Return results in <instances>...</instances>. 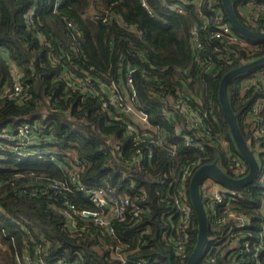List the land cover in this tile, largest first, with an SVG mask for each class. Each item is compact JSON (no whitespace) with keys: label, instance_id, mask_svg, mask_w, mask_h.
<instances>
[{"label":"trees","instance_id":"trees-1","mask_svg":"<svg viewBox=\"0 0 264 264\" xmlns=\"http://www.w3.org/2000/svg\"><path fill=\"white\" fill-rule=\"evenodd\" d=\"M230 1L235 17L252 30L241 14V8L249 0ZM146 3L148 10L141 7V0H61V3L59 0H0V89L11 83L10 65L13 64L22 74L27 93L21 101L0 100V243L4 247L0 249V264H16L14 254L20 253L24 243L31 255L35 249L40 253L47 252V261L60 256L78 264H121L111 257L109 247L114 246L127 256V264H136L139 260L146 264H167L162 255H171V251L163 243L162 233L170 225L173 197L182 169L197 161L200 165L186 180L190 208L187 258L180 262L171 255L172 264H185L193 251L198 223L189 198L192 175L201 166L216 160L223 173L233 176L228 171L218 138L228 143L232 154L241 157L220 109V81L228 72L263 57L264 42L234 30L227 21L221 0H215L214 6L221 10L224 22L229 24L238 40L247 43L248 48L240 50L239 46L222 43L236 53L231 62H220L219 72L192 67L191 79L187 81L179 70L191 65V31L201 26L199 13L205 12V7L191 5L178 14L161 8L158 0H146ZM255 3L264 6V0ZM32 9L33 22L28 25L26 16ZM109 16H117L118 22L108 20ZM123 23L133 27L134 31L121 27ZM75 33H78L76 44ZM39 36L44 41H40ZM200 41L206 66L210 58L216 61L214 48L220 43L210 41L205 32L201 33ZM133 52L140 53L141 58L135 57ZM122 59L128 67H140L133 73L137 106L147 113L152 126L166 134L162 146H139L138 162L131 159L137 148L125 132L126 123L110 121L102 111L98 97L84 96L81 91L72 89L67 77L71 73L80 77L82 71L87 72L93 78L90 87L98 89V81L107 85L118 79V65ZM257 71H264V66L231 79L227 98L240 133L261 166L264 152L257 151L251 142V120L248 119L254 105L264 117V89L256 93L242 89L244 80ZM181 80L187 88L180 84ZM166 90L172 94L191 92L201 99L203 107L211 102L213 114L204 121L211 133L201 137L204 153L185 148L174 135V124L164 119L163 112L169 111L170 105L156 94ZM177 120L178 124H183L182 117L178 116ZM24 127L34 130L37 138L26 147L32 153L26 158L20 154L24 148L1 138L3 131L14 134ZM171 146L176 148L174 155ZM149 149L152 159L147 162ZM75 160L87 164L80 174V181L88 187H109L116 196L132 198L143 190L146 199L142 202L141 217L133 219L127 211L123 221L113 220L114 235L106 234L94 225L80 236L67 231L62 214L52 207L53 202L58 206L68 196L78 210L93 211L96 208L74 192L54 194L48 191L52 200L46 195L31 197L29 193L47 183L68 182L69 165ZM163 175L165 178L161 182L159 178ZM240 191L243 199L236 204L238 210L256 216L255 220H264L261 208L264 207V186L255 180ZM173 222L175 224L176 219ZM21 226L25 230H21ZM210 227L208 246L196 264H212L208 260L209 251L214 252L219 233ZM237 258L219 256L214 264H242Z\"/></svg>","mask_w":264,"mask_h":264},{"label":"built area","instance_id":"built-area-1","mask_svg":"<svg viewBox=\"0 0 264 264\" xmlns=\"http://www.w3.org/2000/svg\"><path fill=\"white\" fill-rule=\"evenodd\" d=\"M255 1L256 0H249L245 6L241 8V14L250 27H252L251 31L261 30L259 32L264 33V6L257 5ZM158 2L161 8L178 14L183 13L185 8L191 5L205 7V12L199 13L201 26L199 29L194 28L191 31V65L179 70V73L182 74L185 80L190 81V71L192 67L205 68L206 72H210L211 69L219 72L221 70L219 67L220 62L229 64L236 53L233 49L226 48L224 45L222 46V43H226V46H239L240 50L248 48L247 43L238 40L234 36L229 24L224 22L221 10L214 6L215 0H158ZM59 3H61V0H59ZM141 7L148 10L146 0H141ZM33 13L34 11L32 9L26 16L28 25H31L33 22ZM148 13L150 14V12ZM95 15L98 16L97 14ZM111 19L114 22H118L117 16H109L108 20ZM68 26L71 27L70 24H68ZM121 27L134 31L133 27H129L125 23L121 24ZM203 32H205L210 41L215 40L220 43L219 46L214 48L216 61L210 58L208 61L209 66H204L205 62L202 58L203 49L200 35ZM77 38L78 33H75V44L78 42ZM39 39L40 41H44V38L41 36H39ZM133 53L135 57L141 58L140 53ZM10 67L11 83L4 85L0 89V100L10 98L21 101L27 97L21 79L22 74L13 64H11ZM137 70H140L138 65L128 67V65L124 64V60L122 59L118 65V79L107 85L98 81V89L90 87L93 78L89 76L90 74L87 72L82 71V76L80 77L76 73L67 75L72 89L81 91L84 96L91 94L98 97L101 109L110 121L121 120L126 123L125 132L131 137L134 143L133 146L137 148L135 154L131 157L133 162H138L137 157L141 152L139 146L146 145L148 148L152 145L162 146L166 140L165 132L161 134L157 127L152 126L149 122L147 113L142 110L141 107L137 106L138 99L136 87L133 84V73ZM160 72H162L161 69ZM141 75H143V71ZM144 77L146 79L148 78V76ZM180 84L187 88L185 82L183 83L182 80ZM186 88H183V90H186ZM242 89L253 91L254 93L261 92L264 89V71H257L251 77L245 79L242 84ZM155 93L156 92L152 91L153 95H155ZM190 93L185 95L184 92L177 91L175 94H172L166 90L157 92L156 95L160 96L170 105V110L164 111L163 117L165 120H169L174 124V135L182 141L183 146L188 150L204 153L205 149L201 137L205 138L211 133L204 125V121L212 116L213 106L211 102L208 101L205 107H203L201 99L197 95ZM249 114L248 120H251L249 124L251 142H253L257 151L264 152V117L260 114L257 105L252 107ZM178 116L183 119L182 125L178 124ZM33 131L34 130L28 127L21 128L14 134L3 131L1 138L8 143L12 142L24 148L25 150L20 154L22 158H26L32 154L26 150V147H29V144H33L37 141ZM217 143L224 150L228 171L233 175L230 178L240 180L246 177L249 173V167L245 160L240 156L232 154L228 149V143L223 138H218ZM170 148L171 153L173 155L176 154V148L174 146ZM205 154L206 157H208V154ZM38 158L40 159L41 157L39 156ZM146 159L147 162H150L152 159V152L150 149L147 151ZM200 163L201 162L194 161L183 167L180 175V183L173 197V211L171 218H169L171 219L169 220L170 225L168 229L162 233L161 237L165 246L170 249L173 259L180 262L187 258V251L185 248L188 238L187 229L190 223V208L187 204L186 180L189 175H191V171L198 167ZM86 166V163L75 160L69 165L68 182L47 183L38 190L30 191L29 195L31 197L46 195L51 199L52 197L49 196L48 191L54 194H59L61 192L72 194L74 192L90 202L96 208L93 211L78 210L75 203L72 202L68 196H65L58 206L55 202H53L54 204L52 203V207L62 214L66 230L79 236L89 228L90 225L101 228L106 234L114 235V228L111 222L115 219L120 222L123 221L127 211H129L133 219L141 217L143 214L142 202L146 199V194L143 190H139L132 198L129 195L116 196L114 190L109 187H88L80 181V174L85 170ZM164 178L165 176L163 175L159 179L163 182ZM255 180H257L258 184L264 186V161L261 166L258 164V173ZM253 182L251 184H253ZM133 187L134 182L131 180V188ZM199 191L207 216L208 230L209 226H211L219 233L213 248L214 252L211 253L209 251V262L214 264L219 256L225 255L227 258H234V256H237L238 262L242 264H264V220H255L256 216H251L238 210L239 208L236 207V204L239 200L243 199L242 192L238 189L222 186L211 178H205L202 181ZM261 208L263 209L262 216L264 218V207ZM173 219H176L175 224ZM16 224L18 223L16 222ZM20 228L21 230H25L23 226ZM10 240L13 241V238H10ZM0 249H4L2 243H0ZM109 249L111 250L112 258L119 260L121 264L128 263L127 256L120 252L121 249L119 247L110 246ZM47 257V252L40 253L38 249H35L34 255H31L27 244L24 243L20 253L16 252L14 254V261L16 264H78L77 262H70L60 256L53 257L47 261L45 259ZM136 264L146 263L143 260H139Z\"/></svg>","mask_w":264,"mask_h":264},{"label":"water","instance_id":"water-1","mask_svg":"<svg viewBox=\"0 0 264 264\" xmlns=\"http://www.w3.org/2000/svg\"><path fill=\"white\" fill-rule=\"evenodd\" d=\"M221 4L223 11L226 15L227 21L234 30L238 31L243 36L264 42L263 32L248 30L235 17L230 0H221ZM263 66L264 56L228 72L223 76L220 81L218 90V100L220 104V109L228 125L230 136L235 144L236 149L238 150L241 157L248 164L249 173L246 177L240 180L231 179L217 167L216 160L211 164L201 166L194 172L189 183V198L192 210L196 215L198 223V234L196 245L185 264H196L200 256L202 255L204 248L208 244L207 216L199 191L202 181L205 178H211L222 186L241 190L250 185L257 176L258 163L256 161L254 153L249 149L240 133L236 115L232 111L227 98V86L229 81L235 78L236 76L250 71H254ZM162 257L167 260V264H172L171 255H162Z\"/></svg>","mask_w":264,"mask_h":264}]
</instances>
